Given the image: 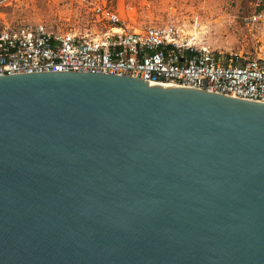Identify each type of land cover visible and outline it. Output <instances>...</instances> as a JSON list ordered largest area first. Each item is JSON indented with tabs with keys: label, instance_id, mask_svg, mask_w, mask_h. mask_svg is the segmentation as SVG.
<instances>
[{
	"label": "water",
	"instance_id": "water-1",
	"mask_svg": "<svg viewBox=\"0 0 264 264\" xmlns=\"http://www.w3.org/2000/svg\"><path fill=\"white\" fill-rule=\"evenodd\" d=\"M0 264H264V103L0 76Z\"/></svg>",
	"mask_w": 264,
	"mask_h": 264
},
{
	"label": "built area",
	"instance_id": "built-area-1",
	"mask_svg": "<svg viewBox=\"0 0 264 264\" xmlns=\"http://www.w3.org/2000/svg\"><path fill=\"white\" fill-rule=\"evenodd\" d=\"M257 1L256 7L264 2ZM94 16L100 30L45 23L0 27V76L107 73L264 103L263 48L253 57L218 54L197 43L198 18L190 29L174 18L163 25L136 26L110 6H96ZM244 22L249 28L264 25V9L256 8Z\"/></svg>",
	"mask_w": 264,
	"mask_h": 264
},
{
	"label": "rangeland",
	"instance_id": "rangeland-1",
	"mask_svg": "<svg viewBox=\"0 0 264 264\" xmlns=\"http://www.w3.org/2000/svg\"><path fill=\"white\" fill-rule=\"evenodd\" d=\"M264 1V0H263ZM257 0H0V27L45 23L56 28L75 27L100 30L94 23L96 6H110L122 17L140 27L163 25L171 19L186 21L199 33L197 43L229 57L243 53L253 57L264 49V25H245L244 18L256 8ZM201 30V31H200ZM201 33V34H200Z\"/></svg>",
	"mask_w": 264,
	"mask_h": 264
}]
</instances>
